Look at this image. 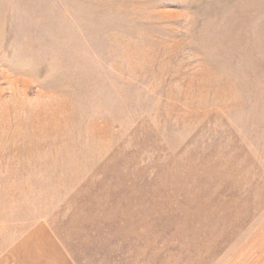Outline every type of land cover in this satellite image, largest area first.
Instances as JSON below:
<instances>
[{
  "label": "rangeland",
  "instance_id": "rangeland-1",
  "mask_svg": "<svg viewBox=\"0 0 264 264\" xmlns=\"http://www.w3.org/2000/svg\"><path fill=\"white\" fill-rule=\"evenodd\" d=\"M0 264H264V0H0Z\"/></svg>",
  "mask_w": 264,
  "mask_h": 264
}]
</instances>
